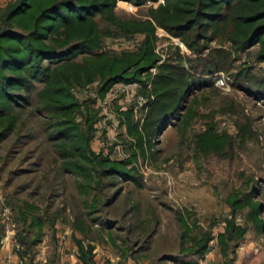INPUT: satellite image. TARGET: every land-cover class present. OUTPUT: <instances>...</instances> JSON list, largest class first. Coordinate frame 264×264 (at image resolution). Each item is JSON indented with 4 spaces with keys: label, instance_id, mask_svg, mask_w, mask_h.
I'll use <instances>...</instances> for the list:
<instances>
[{
    "label": "rangeland",
    "instance_id": "374dc122",
    "mask_svg": "<svg viewBox=\"0 0 264 264\" xmlns=\"http://www.w3.org/2000/svg\"><path fill=\"white\" fill-rule=\"evenodd\" d=\"M161 1L115 0L119 19L151 18L155 24L158 59L139 78L115 80L102 91L104 77L97 72L84 81L71 73L69 80L73 98L79 101L73 117L86 125V116H94L90 149L112 159L131 158L127 167L135 177H104L91 192L97 196L98 209L92 215L106 219L108 227L85 213L84 199L90 196L82 193L80 176L63 168L58 140L48 137L44 117L35 108L41 82L29 91L32 103L17 108V126L0 139V210L3 204L9 206L7 226L14 233L20 226L19 208L40 219L43 233L38 242L51 257L50 264H70L64 258L59 262V252L75 237L93 244L97 264H184V259L198 264H237V260L264 264V229H257L251 215L253 205L260 204L264 218V98L237 85L232 74L249 66L254 78L264 77V58L257 56L260 43L235 51L225 34L203 38L201 43L209 45L204 55L215 47L230 50L232 67L210 74L213 85L196 88L189 96L192 110L183 107L182 117L169 119L150 136L144 121L156 97L155 75L163 63L177 62L178 53L186 66L190 57L199 54L184 37L153 18L151 9ZM14 2L0 0V27ZM94 20L100 29L96 50L109 55L138 51L147 35L146 30L119 28L99 13ZM222 73L227 82L221 84L217 77ZM130 121L145 134L143 146ZM245 193L252 199L234 207L232 199ZM79 221L85 224H75ZM230 222L247 228L242 238L223 237ZM31 229L35 231L36 225ZM208 235L204 253L187 250ZM77 246L75 242L66 255L81 259Z\"/></svg>",
    "mask_w": 264,
    "mask_h": 264
},
{
    "label": "trees",
    "instance_id": "16d2710c",
    "mask_svg": "<svg viewBox=\"0 0 264 264\" xmlns=\"http://www.w3.org/2000/svg\"><path fill=\"white\" fill-rule=\"evenodd\" d=\"M134 1L143 3L146 0ZM114 4L115 0H15L8 7L0 27V139L17 126V108L32 103L29 91L36 88L35 82H41L42 86L36 91L35 108L44 117L48 137L58 140L56 144L65 158L63 168L80 176L79 187L84 195L90 196L84 199L85 213L91 215L92 221L98 219L104 227L109 226L108 221L92 215L98 209L97 196L91 192L101 185L104 177L135 175L127 167L131 158L112 159L90 149L94 116H86V125L73 117L72 111L79 106V101L73 98L69 89L71 73L79 81L99 73L104 77L100 87L102 91L115 80L139 78L141 72L158 59L154 50V21L137 17L121 20L114 12ZM151 10L156 22L184 37L199 54L190 57V64L186 66L181 60L182 54L178 53L177 62L163 63L155 75L153 89L156 97L152 99L144 121L150 136L159 133L169 119L182 117L183 107H187V112L192 110L194 101L188 105V98L196 88L213 85V75L210 74L220 68L232 67V51L215 47L211 48L212 53L204 55L209 45L201 43L203 38L225 34L235 51L245 50L259 42L257 56L264 58V0H163ZM96 13L124 30H146L147 35L139 50L119 55L96 50L100 34L94 20ZM78 53L86 55L76 60ZM232 74L237 85L264 98V77L254 78L251 67H240ZM130 114L128 112V116ZM130 127L137 129L138 144L143 146L145 134L139 130L138 123L130 121ZM251 199L252 195L245 193L234 197L232 204L238 207ZM260 210V204L253 205L251 215L256 218L257 229H264ZM27 213L19 208L21 220L16 235L30 249L41 238L43 228L36 215L31 217ZM84 221L75 224L81 226ZM34 225L36 230L32 231ZM246 229L230 222L226 235H222L226 239L229 236L239 239ZM2 230L0 222V235ZM74 239L82 264H97L93 257V244H86L79 237ZM209 239V235L199 238V245L191 247L190 244L191 249L187 250L204 253ZM183 263L198 264L194 259H184Z\"/></svg>",
    "mask_w": 264,
    "mask_h": 264
},
{
    "label": "crops",
    "instance_id": "0c3cea01",
    "mask_svg": "<svg viewBox=\"0 0 264 264\" xmlns=\"http://www.w3.org/2000/svg\"><path fill=\"white\" fill-rule=\"evenodd\" d=\"M2 218V217H1ZM0 218V222L2 223V228H3V232L0 235V264H9V262H7L6 256L8 254V252L11 251L12 249V242L13 240L17 239L18 237L16 235V233H14L13 228L12 227H8L7 223H5L2 219ZM42 239V238H41ZM40 240V239H39ZM38 240V241H39ZM36 242L34 243V246H37V248L35 249L34 253H31L30 249L25 250V252L22 251H18L17 254L14 255L13 260H12V264H50V259L51 257L48 255V253H44V249L43 246L40 247L39 243L40 242ZM75 242L76 241H72V243L68 240L65 244V249H60L59 252V262L62 263L61 259L64 258L68 261V263L72 264L73 262L71 260H77V264H82L81 259L78 258L77 255H73L75 258L73 257H69L68 255H66L65 251L72 249V247L75 246ZM252 242V241H251ZM69 244V245H68ZM252 244V243H250ZM67 245V246H66ZM78 247V246H77ZM75 249H77L75 247ZM238 251H240V249H238ZM70 252V251H69ZM95 261H98V257L95 256ZM240 261L237 260L236 263H239Z\"/></svg>",
    "mask_w": 264,
    "mask_h": 264
},
{
    "label": "built area",
    "instance_id": "2783aa9c",
    "mask_svg": "<svg viewBox=\"0 0 264 264\" xmlns=\"http://www.w3.org/2000/svg\"><path fill=\"white\" fill-rule=\"evenodd\" d=\"M217 82L221 83V84L227 82L226 75H224L223 73L219 74L217 77ZM103 121H105V120H103ZM10 212L11 211H10L9 206L6 204H3L1 207V210H0V216L2 217V220L5 223H8L9 220L11 219V213ZM23 248H24V244L20 240H17V239L13 240L12 249L10 252H8V254L6 256L7 262H9V264H12V260H13L14 255L17 254L18 251H22Z\"/></svg>",
    "mask_w": 264,
    "mask_h": 264
}]
</instances>
